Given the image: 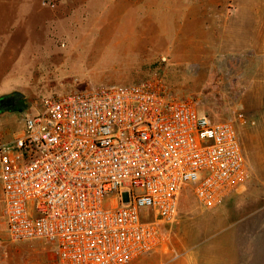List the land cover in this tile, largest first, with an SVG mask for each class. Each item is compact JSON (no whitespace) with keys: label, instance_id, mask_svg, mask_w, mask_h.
Masks as SVG:
<instances>
[{"label":"rangeland","instance_id":"1","mask_svg":"<svg viewBox=\"0 0 264 264\" xmlns=\"http://www.w3.org/2000/svg\"><path fill=\"white\" fill-rule=\"evenodd\" d=\"M45 1L0 0V97L22 95L0 113V144L48 96L161 78L236 126L252 176L212 210L189 185L161 248L130 264H264V0ZM9 244L0 186V252ZM21 246L22 264H56L45 242Z\"/></svg>","mask_w":264,"mask_h":264},{"label":"built area","instance_id":"2","mask_svg":"<svg viewBox=\"0 0 264 264\" xmlns=\"http://www.w3.org/2000/svg\"><path fill=\"white\" fill-rule=\"evenodd\" d=\"M251 176L236 126L161 78L48 96L0 144L8 237L45 242L56 264H130L161 248L189 185L212 210Z\"/></svg>","mask_w":264,"mask_h":264},{"label":"trees","instance_id":"3","mask_svg":"<svg viewBox=\"0 0 264 264\" xmlns=\"http://www.w3.org/2000/svg\"><path fill=\"white\" fill-rule=\"evenodd\" d=\"M22 101V95L19 93H13L10 95H4L0 97V113L11 112L16 105H20Z\"/></svg>","mask_w":264,"mask_h":264},{"label":"crops","instance_id":"4","mask_svg":"<svg viewBox=\"0 0 264 264\" xmlns=\"http://www.w3.org/2000/svg\"><path fill=\"white\" fill-rule=\"evenodd\" d=\"M140 83V82H138ZM136 84V83H134ZM247 155V154H246ZM248 157V156H247ZM249 159V158H248ZM250 162V161H249ZM1 201H2V194H1ZM3 203V201H2ZM4 206V205H3ZM10 240V239H9ZM11 242V241H10ZM11 244H9L4 250L3 252H0V256L2 255L3 257H12L14 264H22V243H14V244H18L17 246L13 245V242H11Z\"/></svg>","mask_w":264,"mask_h":264}]
</instances>
